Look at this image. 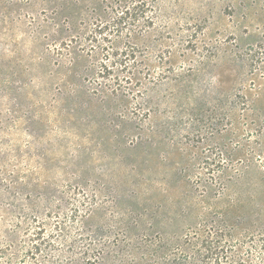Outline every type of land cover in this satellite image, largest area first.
Instances as JSON below:
<instances>
[{"label": "rangeland", "instance_id": "374dc122", "mask_svg": "<svg viewBox=\"0 0 264 264\" xmlns=\"http://www.w3.org/2000/svg\"><path fill=\"white\" fill-rule=\"evenodd\" d=\"M104 8L0 0V264H264V0H163L108 76Z\"/></svg>", "mask_w": 264, "mask_h": 264}, {"label": "trees", "instance_id": "16d2710c", "mask_svg": "<svg viewBox=\"0 0 264 264\" xmlns=\"http://www.w3.org/2000/svg\"><path fill=\"white\" fill-rule=\"evenodd\" d=\"M162 1L163 0H104V13L102 16L96 19V22L93 23L94 27L86 38L91 42H104L105 44L101 43L99 45V47L101 46V50L109 52L108 49H110L111 51L110 54L113 58V64L111 66H108L105 63L100 62V74L102 76H108L112 74L114 72L112 68L113 65H119L118 72L120 73L128 69V65L124 64V56L128 57L129 55L125 49L126 42L123 41L124 48H121L119 46V44L121 43L120 34L126 26L127 28L133 27L141 21L142 23L150 22L149 20L144 18L146 11L148 9L158 7ZM132 63V65H135L136 61L134 60ZM132 65L129 66V74H133L130 71L132 70ZM125 77L128 82L129 80H131L130 77ZM119 78V75H115L114 82L117 87L120 86ZM205 250L206 252L204 253V257L207 259L212 257L211 255L215 254L214 252H212V250H210V248L206 247ZM73 253L74 252H72V254ZM80 253V255H86V251ZM262 260L264 263V257L262 258ZM228 261L229 262H226V264H232L231 260Z\"/></svg>", "mask_w": 264, "mask_h": 264}]
</instances>
